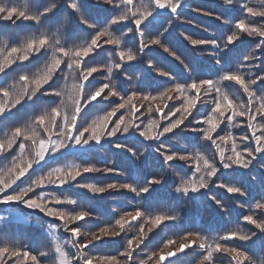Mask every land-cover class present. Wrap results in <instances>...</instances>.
<instances>
[{
    "label": "snow or ice",
    "instance_id": "6c2138e0",
    "mask_svg": "<svg viewBox=\"0 0 264 264\" xmlns=\"http://www.w3.org/2000/svg\"><path fill=\"white\" fill-rule=\"evenodd\" d=\"M185 7L0 0V264H264V0Z\"/></svg>",
    "mask_w": 264,
    "mask_h": 264
},
{
    "label": "trees",
    "instance_id": "16d2710c",
    "mask_svg": "<svg viewBox=\"0 0 264 264\" xmlns=\"http://www.w3.org/2000/svg\"><path fill=\"white\" fill-rule=\"evenodd\" d=\"M30 0H14V3L18 6V7H23L26 3H29ZM185 4L186 7L183 9L184 15L182 17L183 19H190L193 21L192 24H185L182 22L178 23V26L176 28V32H175V37L173 39V43L178 47V49L188 55V56H193L196 57L198 60L200 61H204L206 60V56H199L196 52V49L194 48V46L190 45L187 41L183 40V37L179 36L180 32H185L186 34H191L193 36V38H197V37H202V36H206L208 35V33H205L203 31V27H207L209 29V32H218L219 28H218V22H216L213 18L211 17H204L203 15L199 14V13H194L191 11V8L193 7H201L204 9H210L212 11H214L215 13L219 14L222 11V0H185ZM226 15H235L234 12H229V13H225ZM102 15V13H101ZM19 23V22H18ZM202 25L203 27L197 28L196 25ZM13 28H15L16 26L13 25ZM19 30V29H17ZM97 159L99 160H111V161H115L117 166H121V167H130L131 165L129 164V161L127 160V158L123 155V154H119V153H112V152H100L97 154ZM151 159V158H149ZM77 163H79V161H75ZM139 163V162H138ZM96 179L99 180H105V179H116V177H97ZM108 205H113L114 206V202L112 201H107L105 203V207H107ZM218 220V218H217ZM213 227L216 226V221H213ZM16 231L19 235H23L24 234V229L21 227H17ZM109 247H114V246H108L106 245L105 248H109Z\"/></svg>",
    "mask_w": 264,
    "mask_h": 264
},
{
    "label": "rangeland",
    "instance_id": "374dc122",
    "mask_svg": "<svg viewBox=\"0 0 264 264\" xmlns=\"http://www.w3.org/2000/svg\"><path fill=\"white\" fill-rule=\"evenodd\" d=\"M0 166H2V165H0Z\"/></svg>",
    "mask_w": 264,
    "mask_h": 264
}]
</instances>
